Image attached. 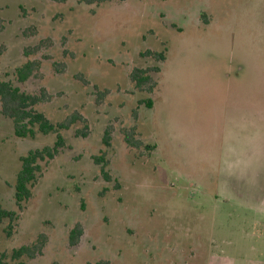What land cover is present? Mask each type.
<instances>
[{
	"label": "rangeland",
	"instance_id": "rangeland-1",
	"mask_svg": "<svg viewBox=\"0 0 264 264\" xmlns=\"http://www.w3.org/2000/svg\"><path fill=\"white\" fill-rule=\"evenodd\" d=\"M0 46L1 81L44 89L53 123L81 117L12 236L0 229L5 264H264V0H0ZM27 60L40 68L19 83ZM133 69L152 84L136 89ZM54 142L0 114L5 209L19 158ZM40 234L34 258L10 257Z\"/></svg>",
	"mask_w": 264,
	"mask_h": 264
},
{
	"label": "trees",
	"instance_id": "trees-1",
	"mask_svg": "<svg viewBox=\"0 0 264 264\" xmlns=\"http://www.w3.org/2000/svg\"><path fill=\"white\" fill-rule=\"evenodd\" d=\"M60 1V0H54ZM110 1H125V0H80L86 5L102 4ZM4 49L0 46V56ZM153 57L162 61L165 59L163 53H152ZM40 63L38 61L27 60L24 64L15 70V76L19 83L26 82L30 77L34 76ZM131 83L136 89H142L144 85L152 84V78L147 70L133 69L129 75ZM49 100V96L45 90H41L39 94H30L21 91L10 82L0 80V114L9 119L13 124L14 134L17 138L35 139L37 135L54 134L55 142L51 146H45L41 149L29 151L26 155L19 158L20 167L16 175L14 185V204L15 210H7L0 203V229L7 237L12 236L14 224L19 219V211L23 205L27 203L33 193V189L41 178L43 166H46L65 148L64 138L61 131L67 130L70 125L74 124L81 117L77 114H72L66 122L53 123L42 112H39L35 107ZM79 132V131H78ZM83 132L82 134H84ZM131 135L125 137V141L131 144ZM104 146H109V134L106 131L102 139ZM96 165H100L101 175L108 180L104 157H93ZM4 223L7 225L3 226ZM82 235V228L79 224H75L69 232V244L76 245L79 237ZM45 236L40 234L36 241L31 245L21 246L11 252L10 257L14 260L22 257L34 258L40 253L44 245ZM6 255L2 254L0 264H5Z\"/></svg>",
	"mask_w": 264,
	"mask_h": 264
},
{
	"label": "crops",
	"instance_id": "crops-1",
	"mask_svg": "<svg viewBox=\"0 0 264 264\" xmlns=\"http://www.w3.org/2000/svg\"><path fill=\"white\" fill-rule=\"evenodd\" d=\"M213 264H229V263H227V262H217V263H213Z\"/></svg>",
	"mask_w": 264,
	"mask_h": 264
}]
</instances>
